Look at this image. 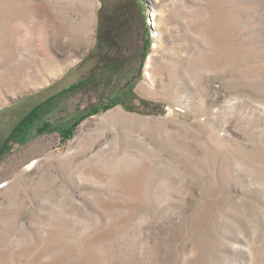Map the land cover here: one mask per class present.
I'll use <instances>...</instances> for the list:
<instances>
[{"label":"rangeland","instance_id":"rangeland-1","mask_svg":"<svg viewBox=\"0 0 264 264\" xmlns=\"http://www.w3.org/2000/svg\"><path fill=\"white\" fill-rule=\"evenodd\" d=\"M0 264H264V0H0Z\"/></svg>","mask_w":264,"mask_h":264},{"label":"crops","instance_id":"crops-1","mask_svg":"<svg viewBox=\"0 0 264 264\" xmlns=\"http://www.w3.org/2000/svg\"><path fill=\"white\" fill-rule=\"evenodd\" d=\"M72 87L73 85H72V83L69 85V87ZM55 95H53V96H51V97H54ZM35 111V110H34ZM25 120H30V118H28L27 116H25L15 127H14V129H13V131H12V133L10 134V136H9V139L8 140H10V139H13L14 138V136H15V134H17L19 131H18V128H20V126L22 125V123H24L25 122ZM27 121L24 123V125L22 126V128L25 126V124L27 123ZM20 131H21V129H20Z\"/></svg>","mask_w":264,"mask_h":264},{"label":"trees","instance_id":"trees-1","mask_svg":"<svg viewBox=\"0 0 264 264\" xmlns=\"http://www.w3.org/2000/svg\"><path fill=\"white\" fill-rule=\"evenodd\" d=\"M27 120H25V122H26ZM24 122V123H25ZM24 123H22V125L20 126V128H18V131H20V129L22 128V126L24 125Z\"/></svg>","mask_w":264,"mask_h":264},{"label":"bare ground","instance_id":"bare-ground-1","mask_svg":"<svg viewBox=\"0 0 264 264\" xmlns=\"http://www.w3.org/2000/svg\"><path fill=\"white\" fill-rule=\"evenodd\" d=\"M154 16H159V14L158 13H155ZM147 74H149V73H147Z\"/></svg>","mask_w":264,"mask_h":264}]
</instances>
